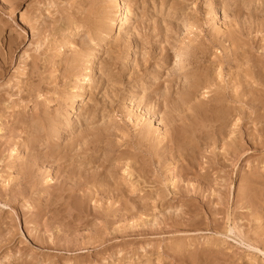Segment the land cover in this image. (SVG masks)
I'll use <instances>...</instances> for the list:
<instances>
[{"label": "rangeland", "instance_id": "1", "mask_svg": "<svg viewBox=\"0 0 264 264\" xmlns=\"http://www.w3.org/2000/svg\"><path fill=\"white\" fill-rule=\"evenodd\" d=\"M127 1L0 0V264H264V0Z\"/></svg>", "mask_w": 264, "mask_h": 264}, {"label": "bare ground", "instance_id": "2", "mask_svg": "<svg viewBox=\"0 0 264 264\" xmlns=\"http://www.w3.org/2000/svg\"><path fill=\"white\" fill-rule=\"evenodd\" d=\"M116 1H117L116 2V13L114 17L112 18V28L111 29H113L114 26L116 25L117 27H119V30L125 31L130 26V22L132 21L131 20L132 8L129 5L127 0H116ZM233 227L230 226L228 230H231Z\"/></svg>", "mask_w": 264, "mask_h": 264}]
</instances>
